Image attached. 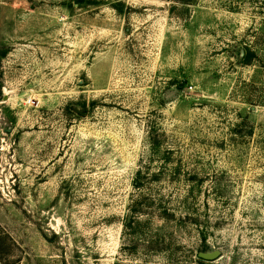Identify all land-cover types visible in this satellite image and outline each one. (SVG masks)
Instances as JSON below:
<instances>
[{"label":"rangeland","instance_id":"obj_1","mask_svg":"<svg viewBox=\"0 0 264 264\" xmlns=\"http://www.w3.org/2000/svg\"><path fill=\"white\" fill-rule=\"evenodd\" d=\"M0 264H264V0H0Z\"/></svg>","mask_w":264,"mask_h":264},{"label":"water","instance_id":"obj_2","mask_svg":"<svg viewBox=\"0 0 264 264\" xmlns=\"http://www.w3.org/2000/svg\"><path fill=\"white\" fill-rule=\"evenodd\" d=\"M2 100L5 101L7 100L6 96H2ZM75 112H78L77 110H74ZM80 113V112H78ZM219 257V252L218 251H213V252H207V253H199L198 258L206 260V261H214Z\"/></svg>","mask_w":264,"mask_h":264},{"label":"trees","instance_id":"obj_3","mask_svg":"<svg viewBox=\"0 0 264 264\" xmlns=\"http://www.w3.org/2000/svg\"><path fill=\"white\" fill-rule=\"evenodd\" d=\"M254 58H255V54L250 50H247L244 56L242 57L241 63L244 66L250 65Z\"/></svg>","mask_w":264,"mask_h":264}]
</instances>
